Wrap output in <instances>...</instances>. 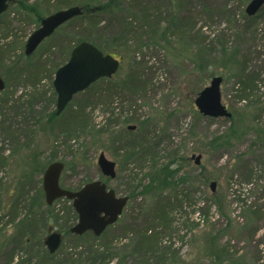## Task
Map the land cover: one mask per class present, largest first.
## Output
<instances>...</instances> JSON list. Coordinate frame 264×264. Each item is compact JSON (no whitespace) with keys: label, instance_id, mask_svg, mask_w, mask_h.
Returning <instances> with one entry per match:
<instances>
[{"label":"rangeland","instance_id":"1","mask_svg":"<svg viewBox=\"0 0 264 264\" xmlns=\"http://www.w3.org/2000/svg\"><path fill=\"white\" fill-rule=\"evenodd\" d=\"M230 1L232 7H237L236 17L239 22L237 25H231L218 16L210 18L211 14L208 12L216 7L214 0L189 2L187 10H191V20L196 21V28H203L204 34L208 37L207 43L215 42L216 49L213 50L210 57L212 65L208 66L206 72L204 70L197 73L192 60L176 58L174 54L160 48V45H151V48L144 46L141 52L138 51L136 55L133 53L131 56L133 61L143 63V65L146 63L153 69L152 72L145 69L146 75L149 74L148 78L152 75L150 78L152 84L146 92L134 94L126 92L127 94L118 96L109 91L103 95L97 93L99 91L103 93L114 81L124 80L125 77L128 78L132 74V71H129V66L132 63L123 61L119 71L112 79L98 81L85 92L76 95L72 101V108L77 105L86 106L85 116L81 115L77 120L80 121L87 117L91 123V129L95 127V129L109 128L110 131L128 130V125L138 126L139 121L147 120L150 125L146 131L150 132L149 134L154 137L156 143L160 142L158 153L164 156L163 160L168 153H171V149H177L180 158L186 157L191 161L190 165L184 169L185 171L190 172L194 178L200 173L203 174V177H208L205 182L194 180L190 199L185 198L181 207L174 211L176 217L174 216L175 220L172 225L174 230L172 237L170 235L169 238H164L167 242H164L163 245L168 244V241L171 240L173 248L182 258H185L191 251L196 254L198 248L202 250V247H206L207 241L204 232H202L206 229L203 227L204 220L207 219L212 223L207 230L211 229L213 232L227 224V220L218 214L215 205L210 209V214L207 217L200 215L202 214L200 208L203 210L206 200L213 196L210 187L212 182H216L215 193L220 194L223 199L224 196L228 197V202H232L231 211L233 213V208L235 211L231 216L235 220L236 226L247 223L245 216L243 218L240 215V207L259 202V198L264 193L262 190L264 183H259L257 180V183L263 184L261 185L263 187L255 189L252 187V183L246 184L241 180L245 174V168L248 166L255 171L254 184L257 178L264 177V147L256 144L258 143L257 136L254 132L249 131V127L246 128L248 124L239 125V129L244 131V134L240 139L233 141L232 146L212 148L209 142L213 137L227 135L230 126H232L231 121L226 118L204 116L195 105L196 96L201 89L209 85L214 77H222V100L230 112L237 114L238 111L239 113L249 111L250 117L256 113L255 126L264 127V4L254 15V20L248 21L254 25V28L252 27L251 31L246 32L240 31L238 27L243 25L245 17L249 16L246 8L252 0ZM27 2L28 4H37L39 7L37 10L43 16L50 15L58 9L80 5L79 2L97 4V0H27ZM219 2L225 1L219 0ZM110 17V15L102 13L97 18L105 21ZM39 22L33 13L21 11L19 4L16 3H12L10 9L0 19V74L6 81L5 90L0 91V99L4 100L6 107L13 106L14 108L20 102L19 100L24 102L27 94L37 88L42 97L38 103V110L39 108L45 110L48 105H50V109H55L54 103L46 102L51 94L47 96L43 94L44 90H51L56 69L67 62L70 56L69 52L74 47L77 38L81 39L88 35L98 39L99 31H101H97V28L88 22V19L76 17L70 22V25L67 23L69 26H62L55 34L46 39L34 54L26 55L25 44L31 33L39 27ZM220 34H225L227 42L223 43L226 44L230 53L235 52L238 48L237 55L231 61L229 58L222 59L219 46H222V43L216 42V38ZM170 38L173 42H179L175 35H171ZM221 61H226L227 64L223 66ZM242 73L246 74L243 78L240 77ZM250 78L252 81H249ZM241 81L244 84H241ZM244 89L246 91H240ZM5 92L8 94L3 95ZM88 102L90 103L88 104ZM67 111L62 115V118L55 122L54 150L52 151L54 161L60 160L65 163V169L61 176L62 186L78 190L87 182L101 179L122 196L127 195L130 188L139 181L140 183L142 181L143 184L148 182V179L144 177L146 169L135 159L125 166L120 165L119 160H121L122 152L118 151V147L122 144L121 142L117 143V141L113 145L110 141L109 145L107 141L108 145H103V141L107 139L101 140L89 132L85 133L80 130L74 132L76 136H70L68 133L71 120ZM1 112L7 114L8 111H5V107L2 108L0 105ZM114 116L118 118V122L116 124L109 123L114 119ZM131 118L134 120L124 121ZM15 121H17L16 118ZM233 124L235 123L233 122ZM138 128L140 131L141 127ZM138 137L141 138L142 135L140 134ZM0 140L2 139L0 138ZM1 146L7 150H2L0 156H10L9 147L3 143H0ZM102 152L117 162L116 178L107 179L101 173L97 161ZM200 154L202 158L200 164L197 165L195 157ZM17 155L19 156V154ZM20 155L26 157L27 152L22 150ZM181 160L185 165L186 162ZM16 172H18L17 163L12 161L1 166L0 182L3 181L7 185L9 182L10 184L12 176ZM232 175L233 180L229 185L228 178L231 179ZM42 180L41 174V187H43ZM33 184L36 187L29 189L30 196L35 194L38 181H34ZM3 190H0V245L2 246L0 248V264H40V258L45 254L44 250H47L44 238L52 231L63 232L61 226L64 227V225L71 229L78 221L77 213L72 211L71 201L60 198L50 206L54 214H58V224H54V219L49 221V227L46 225L47 221H34L33 226L36 228L31 232L32 227L30 226L26 229L28 234H25L22 227L16 229L15 225L25 211L18 205L14 209L15 214H12L13 203L16 199L10 200L11 203H8L7 189ZM177 193L180 195L181 191ZM179 195L176 199L182 198ZM175 202L179 205V201ZM149 203L150 201L144 197L130 199L119 220L98 239L86 236L77 246L76 239L70 234L67 235L58 250V258L64 260L68 258V253H76L80 259H83L79 256L80 252L88 251L91 246L93 248L100 246L105 249L109 246L114 248L119 256L124 254L130 256L137 246V239L135 240L136 244L133 239L136 238L138 230L142 231L155 222L150 215L147 216L140 210L145 207V204L150 205ZM47 207L46 205L44 209ZM152 210L154 211V209ZM51 224L53 225L51 226ZM155 224L153 223L152 227H155ZM255 227H257V231L252 234L250 229ZM157 230L160 229L157 228ZM229 232L233 234L231 245L233 249L243 255L245 264H264V257L260 259L258 256L260 251L262 254L264 253V219L247 226L245 230L235 235L233 229H230ZM252 235L254 236L252 237ZM35 236L38 239H33ZM194 239H197L195 246ZM227 239L228 236L225 235L220 242L225 245L228 243ZM128 259L132 262L130 257ZM117 260L115 255L110 264Z\"/></svg>","mask_w":264,"mask_h":264},{"label":"trees","instance_id":"2","mask_svg":"<svg viewBox=\"0 0 264 264\" xmlns=\"http://www.w3.org/2000/svg\"><path fill=\"white\" fill-rule=\"evenodd\" d=\"M16 1L21 11H30L38 17L37 21L41 20L43 14L41 15V13L38 12L37 9L39 7L37 4H28L27 0ZM190 1L193 0H131L129 2L126 0H97V4L79 2L80 5H83L85 10V14L81 16V18L88 19V22L97 28V31H101H99L100 35H98V39L87 35L81 39L77 38L78 40L76 39L74 44L77 45L82 41H89L94 43L105 53H110L119 58L121 63L123 61H130L132 63L131 66H129V71H132V74L129 75L128 78L125 77L126 79L124 80L114 81L103 93L100 91L97 93L103 95L109 91L113 95L118 96V94H115L116 89H120L119 95L127 94L126 92L133 94L146 92L152 84V79L150 80L152 75L148 78L147 76L149 74L146 75L145 69L151 72L153 69L146 63L143 65V63L133 61L131 56L133 53L136 55L138 51L141 52L144 46L151 48V45H160V48H163L170 54H174L176 58L192 60L195 64L197 73L203 72L204 70V72H206L208 66L212 65L210 57L213 50L215 51L216 49L214 47L215 42L207 43L208 37L204 34L203 28H196V21L193 22V20H191V10H187ZM214 1H216V7L214 10L208 12L211 14L210 18L218 16L221 20L231 25H237L239 23L236 17L237 7H232L230 0H224L225 2L223 3L219 2V0ZM101 12L111 17L107 18L105 21L98 19L100 14H102ZM250 20H254V16L245 17L243 25H239L238 27L240 31L243 30L248 32L252 30L254 25L248 22ZM70 22L69 25L71 24ZM171 35H175L179 42H173L171 40L172 38H170ZM224 36L225 34L217 36L216 42L219 44L222 43V46L219 45L222 59L229 58L231 61L234 59L233 57L237 55L238 48L235 52L230 53L226 44L223 43L227 42ZM69 53H71V51ZM221 64L225 66L227 62L221 61ZM245 75L246 74L242 73L240 77L243 78ZM102 80L109 81V79ZM249 81H252V79L250 78ZM241 84H244V82L241 81ZM51 86V90H44V94L43 92L42 94L46 96L51 94L46 99V102L56 104V93L54 92L52 83ZM240 91H246V89ZM4 94L8 93L5 92L3 95ZM40 98H42L41 92L35 88L31 93L27 94L24 102L19 100L20 102L17 103L14 108L13 106H11L12 108L10 106L6 107L4 100L0 99L1 107H5V111H8L7 114H5V112L0 113V138L2 139L0 143L8 146L11 153V155L7 157L0 156V167L12 161L13 163H17L18 170V172L12 176L10 184L9 182L8 185L4 184L3 181L0 182L2 185L0 190L7 189L8 203L16 199L13 203L12 214H15L14 209H16L18 205L25 211L23 215H21L19 221L16 223L14 222L16 229L22 227L25 234H28L26 229L31 226V232H33L36 228L33 226L35 224L33 223L34 221H47V226L51 222L50 220L54 219V224L57 223V219L59 221L58 214H54L50 206L44 209L46 207L45 194L41 187L40 175L42 174L43 176L48 165L54 162L52 154L54 150V132L56 130L54 125L57 120L62 118V115L66 114V110H68L67 112L71 120L69 133L67 131L70 136H76L74 132L80 130L85 133L89 132L92 136L99 137L101 140L107 139L103 141V145H108L110 141L113 145L116 144L117 141V143L121 142L122 144L118 147V151H120V153L122 152V154H120L121 160H119L120 165L125 166L130 163L131 160L135 159L146 169L144 177L148 179V182L143 184L142 181L141 183L139 181L130 188L127 195L130 199L144 197L146 200H149L150 205L145 204V207L140 210L147 216L150 215L151 219L155 221L153 223H156L154 225L155 227H152V223L144 230H138L136 238L133 239V241L137 239V246L133 249L130 256H126V254L119 256L118 253L115 252V249L109 246H107L106 249L100 246L96 248L91 246L88 251L85 250L80 252L79 256L83 259H80L76 253H68V258L63 260L59 259L57 256L59 251L55 254H50L48 250H44L45 254L41 256L40 264H86V262H88V264H110L115 255L118 260L113 264H245L243 262V255L233 249L231 245V237L233 234H231L229 230L233 229L235 235L245 230L247 226L249 227L251 224L258 223L264 219L263 191V195L259 198V202L240 207V215L243 216V218L245 216L247 219V223H244V225H242L243 227L241 224L236 226L235 220L231 216L235 209L233 208L232 213V202H228V197L224 196L223 199L220 194L214 191L212 198L206 200L203 207L204 209L202 210V208H200L202 213L200 215L207 217L210 214V209L215 205L218 214L227 220V224L223 228L213 232L211 229L207 230L212 223L207 219L204 220L203 227H206V229L203 228L205 230H201H203L202 232H204L205 240L207 241L206 247H202V250L198 248L196 254L194 251H191L185 258H182L173 248L171 240L168 241V244L163 245L164 242H167L164 238H169L170 235L172 237V232L174 231L172 225L175 220L174 216L176 217L174 211L181 207L185 198L190 199L189 196L192 192L194 180L198 179V181L205 182V180H208V177H203V174L200 173L194 178L190 175V172L185 171L184 169L190 165L191 161L186 157L180 158L177 149H171V153L165 156V160H167H163L164 156L158 153L160 142L156 143L154 137L149 134L150 132L146 131L150 125L147 120L139 121L137 129L134 131L125 129L110 131L109 128L95 129L94 126V128L91 129L92 126L87 117L82 118L80 121L77 120L81 115L82 117L85 116V105H83V107L77 105L75 108H72L73 103H70L65 112L59 116L56 113V109L52 110L49 108L50 105H48L45 110L40 108L38 110ZM89 103L90 102H88V104ZM250 115L249 111L244 113H239L238 111L237 114L233 112L232 116L229 118L232 126H230L228 134L213 137L211 142H209L210 146L212 148L232 146V142L236 139H240L244 134V131L239 129V125L241 124L242 126L246 123V125L248 124L246 128L249 127V131L254 132L257 136L256 139L258 143L256 144H260V146L264 147V127L255 126L257 118L256 113H253L251 117ZM15 118L17 121H15ZM117 119L118 118L114 116V119L110 120L109 123L113 122V124H116L118 122ZM129 120H134V118L124 121L129 122ZM233 122L235 124H233ZM138 127H141L140 131H138ZM140 134L142 135L141 138L138 137ZM107 141L108 144L106 143ZM4 149L6 148L1 146L0 153ZM22 150H25V153L27 152L26 157L20 155ZM69 153L72 154L71 151H69ZM17 154H19V156ZM181 159L186 162L185 165L182 163ZM248 167L245 168V174L241 177V180L246 184L252 183V187H255V189H261L263 187L261 185L263 184L259 183H264V177L257 178L255 185L253 183L255 171ZM232 180L233 175L231 179L228 178L229 185ZM257 180L259 183H257ZM34 181H38V186L35 190V194L30 196L29 189L36 187V185L33 184ZM262 190L264 189L262 188ZM179 191H181L180 195L177 193ZM178 195L182 198L176 199ZM239 200L241 201V199ZM175 201H179V205ZM71 208L72 211L75 212L72 206ZM152 209H154V211ZM45 213L46 215H44ZM14 220L13 218V221ZM52 225L53 224H51V226ZM157 228L160 230L156 231ZM50 229L51 228H49V230ZM61 230L63 231L64 238L69 234L72 235L77 241V246H79V243L83 241L86 236H90L93 239L100 238L93 236L91 233H87L83 236L73 235L70 233V229L66 228L65 225L64 227L61 226ZM250 231L252 234H255L257 227L250 229ZM225 235L228 236L227 241L229 244L225 243L224 245L220 240ZM253 236L254 235H252V237ZM33 239H38V237L35 236ZM195 240L197 241V239L193 240L194 246ZM1 247L0 245V248ZM37 254L39 253L37 252ZM86 254L87 257H85ZM263 255L264 253L262 254L261 251L258 254L260 259H263ZM129 257L132 259V262L129 261ZM255 258L257 257L255 256Z\"/></svg>","mask_w":264,"mask_h":264},{"label":"water","instance_id":"3","mask_svg":"<svg viewBox=\"0 0 264 264\" xmlns=\"http://www.w3.org/2000/svg\"><path fill=\"white\" fill-rule=\"evenodd\" d=\"M12 0H0V15L9 7ZM264 0H252L247 13L255 15L263 6ZM83 7L76 5L59 10L41 21V26L34 31L25 45L26 55H32L42 42L51 36L56 29L76 16L82 15ZM120 61L112 54H105L95 44L84 41L76 45L69 61L61 66L55 74L53 87L57 94V114H61L73 97L101 78L112 77L118 72ZM222 77H214L196 97L195 104L199 111L210 117H230L232 114L222 101ZM5 88L0 76V91ZM131 128H134L131 127ZM202 155L196 157L199 164ZM98 165L105 176L116 177V162L109 159L105 153L98 158ZM65 168L64 163L56 161L50 164L43 176V189L49 205L59 198L66 197L73 202L78 214L77 223L71 228V233L83 235L92 232L100 236L108 226L115 224L122 215L129 197L117 196L114 189H108L106 183L96 180L85 184L80 190L72 191L61 187L60 177ZM216 182L211 183L215 191ZM51 253L58 250L62 243L60 232L51 233L46 241Z\"/></svg>","mask_w":264,"mask_h":264},{"label":"flooded vegetation","instance_id":"4","mask_svg":"<svg viewBox=\"0 0 264 264\" xmlns=\"http://www.w3.org/2000/svg\"><path fill=\"white\" fill-rule=\"evenodd\" d=\"M12 3H16V4H18L16 0H12V1H10L8 9H7L4 13H2V14L0 15V19H1L2 16H3V15H4V14L10 9V5H11ZM37 18H38V17H37ZM41 20H42V18H41ZM41 20H40V22H39V26L41 25ZM67 23L69 24V22H67ZM67 23H65L64 25L69 26ZM64 25H62V26H64ZM62 26H61V27H62ZM59 29H60V27H59L58 29H56L55 32H57ZM36 30H37V29H36ZM36 30H35V31H36ZM55 32H54V33H55ZM27 40H28V39H27ZM45 40H46V39H45ZM45 40H44V41H45ZM43 43H44V42H43ZM43 43H42V44H43ZM42 44H41V45H42ZM0 76H1V74H0ZM1 78H2L3 81H4L5 88H6V81H5V79H4L2 76H1ZM5 88H4L3 90H5ZM3 90H2V91H3ZM119 90H120V89H116V90H115V94H118V95H119V94H120V91H119ZM116 96H117V95H116ZM56 104H57V97H56ZM56 104H55V105H56ZM66 108H67V107H66ZM65 110H66V109H65ZM64 112H65V111H64ZM64 112H63V113H64ZM63 113H62V114H63ZM232 113H233V112H232ZM131 127H132V126L128 127V130L134 131V130L137 129V125H136V127H134V128H131Z\"/></svg>","mask_w":264,"mask_h":264}]
</instances>
